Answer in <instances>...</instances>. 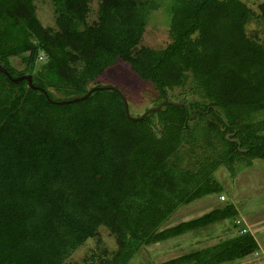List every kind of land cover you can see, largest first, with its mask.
<instances>
[{"label":"trees","instance_id":"trees-1","mask_svg":"<svg viewBox=\"0 0 264 264\" xmlns=\"http://www.w3.org/2000/svg\"><path fill=\"white\" fill-rule=\"evenodd\" d=\"M33 1L0 0V67L11 78L30 75L58 102L102 87L95 80L120 61L158 103L187 110L165 104L130 121L112 89L55 105L0 73V264H62L100 227L115 249L82 264H127L142 247L233 221L228 204L161 229L179 206L220 191L218 167L264 159V38L244 30L264 24V4L255 16L239 0H169L170 42L153 50L139 43L154 0H97L91 22V0H49L53 28ZM17 56L24 73L13 76ZM186 84L202 102L168 98ZM256 249L245 231L160 264H221Z\"/></svg>","mask_w":264,"mask_h":264},{"label":"rangeland","instance_id":"rangeland-1","mask_svg":"<svg viewBox=\"0 0 264 264\" xmlns=\"http://www.w3.org/2000/svg\"><path fill=\"white\" fill-rule=\"evenodd\" d=\"M157 5L146 20L144 32L139 45L153 50H160L170 42L167 21L169 14L166 6L169 0H154ZM244 3L255 16H259L258 6L264 0H239ZM35 16L41 26L54 27V13L49 0H34ZM97 0L88 4L87 20H95ZM245 33L250 38H264V24L257 18L251 19L245 25ZM8 63L14 70L13 76L24 73L22 56L8 58ZM43 63L37 58L35 70ZM98 86L116 88L124 97L128 114L131 117L142 114L146 109L157 106V91L149 82L140 80L125 63L118 61L95 80ZM189 85V84H188ZM186 84L182 89L174 88L167 92L168 98L184 102H202L195 94L188 92ZM91 84L88 85V88ZM62 96H55V98ZM264 134V132H263ZM212 181L219 187L216 194L204 196L186 205L179 206L161 229L170 227L182 221L191 220L209 212L212 209L232 205L236 210L233 221L224 220L204 228L188 232L176 238L142 247L127 264H160L178 258L190 251L199 250L223 239L239 233L248 232L256 241L257 249L241 259L226 261L221 264H264V159H248L238 156L230 168L218 167L212 173ZM223 196V200L219 199ZM95 238L85 241L72 251L62 264H82L90 262L92 255L103 257L115 249L114 240L104 228H98ZM94 257V258H95Z\"/></svg>","mask_w":264,"mask_h":264},{"label":"water","instance_id":"water-1","mask_svg":"<svg viewBox=\"0 0 264 264\" xmlns=\"http://www.w3.org/2000/svg\"><path fill=\"white\" fill-rule=\"evenodd\" d=\"M0 73L3 74L5 77H7L10 80V82H12L14 84H16V83L24 80L26 82L28 88H30L32 90H37V91L41 92L43 94V96L47 99L48 102H50L51 104H55V105H66V104H69V103H76V102L83 101L84 99H86L91 94V92H93L95 90L112 89V90L116 91L117 94L119 95V97L121 98L122 104H123L124 115L130 121H140L144 117H146L148 114L158 112L165 104H170V105L175 106V107L182 106L185 110H187V107L184 104L172 103V102H167L166 100H162L157 106L152 107V108H149V109H146L139 116H137V117H131L128 114L127 103H126L124 97L122 96V94L117 89H115L113 87H109V86L92 87L89 90H87V92L83 96H81V97L73 98V99H70V100H64V101L55 102V101H51V100H49L47 98V95H46V93H45V91L43 89H41L39 87H36V86H33L31 84V76L30 75H22V76H19L17 78H11L8 75V73L3 68H1V67H0ZM197 112H198V110H193L191 116L188 117V119L189 120H192L193 117H194V115H195V113H197ZM225 138L227 139L228 138V135H225ZM229 140L231 141L232 139H229ZM237 146H239V143L238 142H237Z\"/></svg>","mask_w":264,"mask_h":264},{"label":"built area","instance_id":"built-area-1","mask_svg":"<svg viewBox=\"0 0 264 264\" xmlns=\"http://www.w3.org/2000/svg\"><path fill=\"white\" fill-rule=\"evenodd\" d=\"M219 199H220V200H223V196H219Z\"/></svg>","mask_w":264,"mask_h":264}]
</instances>
